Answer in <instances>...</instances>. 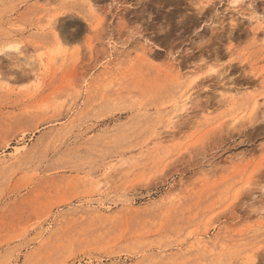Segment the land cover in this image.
<instances>
[{"label":"rangeland","instance_id":"1","mask_svg":"<svg viewBox=\"0 0 264 264\" xmlns=\"http://www.w3.org/2000/svg\"><path fill=\"white\" fill-rule=\"evenodd\" d=\"M0 264H264V0H0Z\"/></svg>","mask_w":264,"mask_h":264},{"label":"bare ground","instance_id":"2","mask_svg":"<svg viewBox=\"0 0 264 264\" xmlns=\"http://www.w3.org/2000/svg\"><path fill=\"white\" fill-rule=\"evenodd\" d=\"M88 1L90 2V0H88ZM90 8H91V7H90ZM10 48H14V49H15L16 46H11ZM149 48H150V47H149ZM43 55H45V54H42V56H43ZM256 102H257V101H256ZM256 102H255V104H256ZM255 106H256V105H255Z\"/></svg>","mask_w":264,"mask_h":264}]
</instances>
